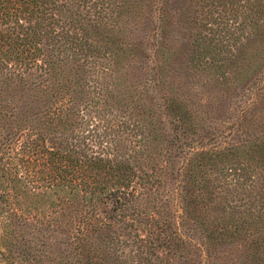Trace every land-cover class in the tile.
<instances>
[{"label":"trees","instance_id":"trees-1","mask_svg":"<svg viewBox=\"0 0 264 264\" xmlns=\"http://www.w3.org/2000/svg\"><path fill=\"white\" fill-rule=\"evenodd\" d=\"M218 2L242 19L248 38L264 40V0ZM134 15L130 0H0L6 234L14 221L36 233H66L74 258L65 263L191 264L194 227L208 257L237 244L239 264L248 256L264 264V129L256 130L261 137L232 139L255 102L228 120V133L184 141L202 131L200 114L165 89L170 54L159 44L161 27L150 26L138 43L129 39ZM222 44L201 36L190 60L221 83L234 59ZM258 64L243 77L261 74ZM167 117L177 123L169 121L170 134L157 126ZM223 187L247 199L212 215Z\"/></svg>","mask_w":264,"mask_h":264},{"label":"rangeland","instance_id":"rangeland-1","mask_svg":"<svg viewBox=\"0 0 264 264\" xmlns=\"http://www.w3.org/2000/svg\"><path fill=\"white\" fill-rule=\"evenodd\" d=\"M130 1L135 15L127 25V36L132 42L138 43L151 27H161L163 36L159 38V44L168 55L170 54L169 62L164 68L167 75L165 89L169 90L170 98L177 102L183 100L190 109L200 114L199 121L202 131L197 136L186 134L184 141L190 142L191 137L192 139H205L221 130L228 133L229 130L224 125L226 126L229 119H235V115L252 101L255 102L254 105L251 109L247 108V111L241 115L238 132L236 134L233 132L232 139H243L245 133L249 138H254L256 135L261 137L256 130L264 129L262 127L264 124V86H261L262 82L259 80V78L264 80L263 38H248L249 28L245 25L244 30L241 29L243 26H239V23L242 19L232 18L225 14L223 9L217 7L219 0ZM160 11H162L161 16H159ZM217 17L219 19H216ZM201 36H208L213 38L214 42L218 40L223 43L222 51H230L228 54L233 56V62L229 66L232 70L229 71V80L226 82L221 83L214 77L212 78L211 74L191 67L190 60L195 53L196 39ZM234 48L237 49L236 53L233 52ZM235 62L239 63L238 66L234 64ZM254 62L255 64L261 63V74L251 73L249 77H243V70L249 68ZM253 69L252 72H254ZM257 75L255 83L254 79ZM250 83H254L253 91H250ZM241 97L245 98V101ZM154 98L157 103L154 108L158 109L156 110L160 115L163 109L160 93H155ZM161 119L159 118L160 123L158 122L157 126L161 131L166 130L170 134L172 125L169 121L173 124L177 123L168 117L162 120L164 123ZM254 133L257 134L254 135ZM218 183L219 180L216 181V185H219ZM217 191L219 198L211 205L210 214L212 215L220 213L223 205L242 206L247 199L244 196L241 198L234 191L229 192L226 187L218 188ZM178 205L182 208L180 200H178ZM1 211L5 210L0 207ZM177 213L178 216H182L180 209ZM5 219V216L0 214V264H77L75 261L65 263L67 259L73 257V254L65 251L63 245L67 241L66 233H61L56 229L36 233L14 221L7 235L4 227ZM178 220H181L180 217ZM193 228H189L188 231L198 258L191 264H239V261H243V253L240 252L237 244L224 245L218 248L211 258L208 257L203 245L204 236L200 237V231H195ZM41 243H44L46 247H40ZM250 258L251 256L246 257L244 263H253Z\"/></svg>","mask_w":264,"mask_h":264}]
</instances>
